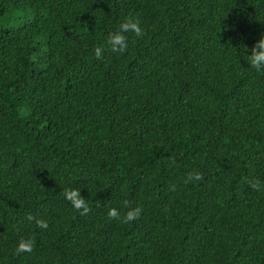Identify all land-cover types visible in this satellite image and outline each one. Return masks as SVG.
<instances>
[{
  "label": "trees",
  "instance_id": "trees-1",
  "mask_svg": "<svg viewBox=\"0 0 264 264\" xmlns=\"http://www.w3.org/2000/svg\"><path fill=\"white\" fill-rule=\"evenodd\" d=\"M261 41L264 0H0V264H264Z\"/></svg>",
  "mask_w": 264,
  "mask_h": 264
},
{
  "label": "clouds",
  "instance_id": "clouds-1",
  "mask_svg": "<svg viewBox=\"0 0 264 264\" xmlns=\"http://www.w3.org/2000/svg\"><path fill=\"white\" fill-rule=\"evenodd\" d=\"M119 28H120L119 31L110 33L107 37V43L111 47L112 51L114 52H123L125 48L127 47L126 37L123 34L125 30H132L137 36H139L142 33V27L140 25V22L135 17L126 18V21L122 22ZM259 48H260L259 51H256L254 48L250 55V58H249L250 63L253 66H259L261 63H264V41L260 42ZM99 52H100V49L98 48L97 54H99ZM199 178H200V173L198 172L189 173L186 178V182L189 179L195 181V180H198ZM252 186L257 187V183L253 182ZM109 214L114 215V216L117 215L115 209H111ZM134 215H135V210H129L127 214L125 215L124 219L131 220L133 219ZM37 223L41 227L47 226V222L44 220H38Z\"/></svg>",
  "mask_w": 264,
  "mask_h": 264
}]
</instances>
